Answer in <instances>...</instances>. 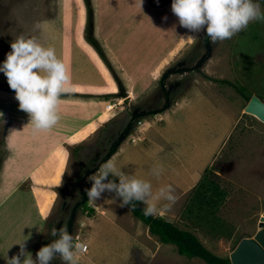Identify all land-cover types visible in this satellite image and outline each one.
<instances>
[{
  "label": "rangeland",
  "instance_id": "rangeland-1",
  "mask_svg": "<svg viewBox=\"0 0 264 264\" xmlns=\"http://www.w3.org/2000/svg\"><path fill=\"white\" fill-rule=\"evenodd\" d=\"M88 3L89 7L86 0H0V64L11 51V42L23 35L54 47L71 73L77 69L88 74L86 84L91 86L82 96L96 97L104 107L115 104L93 129L89 144L98 149L90 157L105 159L111 148L121 141L130 143L132 136L139 135L141 141L142 130L150 123L170 128L175 136L187 131L183 135L187 142L172 141L185 152L183 165L169 161L159 175L164 178L162 185L159 176L147 175L153 192L167 185L175 190V204L160 216L195 233L214 254L229 257L238 241L252 237L264 219V123L245 111L248 96L264 102V20L250 22L231 39L211 43L206 31L192 33L180 26L172 0ZM259 6L264 13V5ZM86 28L101 54L87 39ZM214 79L230 81L242 93ZM77 81L72 77L75 88ZM77 95L75 90L61 96L59 105ZM0 113V264L19 253L16 243L22 240L26 239L29 253L43 226L45 246L57 238L50 235L53 228L72 235L81 228L80 221L89 245L80 264H206L159 242L109 193L104 194L108 195L104 202L113 221H107L110 216L97 204L101 200L89 202L84 197L91 182L79 181L101 159L79 162L73 181L69 177L60 184H38L59 154V148L52 149L68 138L76 117H67L58 107L60 120L53 128L33 131L3 72ZM138 121L143 125L138 126ZM178 147L174 158L181 156ZM50 151L52 157L33 169ZM60 170L61 166L55 169L54 180ZM203 179L216 181L225 196L212 215L199 218L196 207L191 212L188 208L193 188ZM165 203L160 201L158 207ZM49 264L63 262L56 257Z\"/></svg>",
  "mask_w": 264,
  "mask_h": 264
},
{
  "label": "clouds",
  "instance_id": "clouds-1",
  "mask_svg": "<svg viewBox=\"0 0 264 264\" xmlns=\"http://www.w3.org/2000/svg\"><path fill=\"white\" fill-rule=\"evenodd\" d=\"M171 9L181 27L192 33L206 31L211 43L231 39L250 22L264 20V13L253 0H172ZM0 72L5 74L9 87L14 90L19 109L29 115V123L35 132L49 130L58 123L60 97L75 91L70 69L58 58L56 49L33 37L21 35L11 42V51L0 64ZM162 171L163 168L157 166L151 174L158 177ZM87 179L91 187L85 188L84 193L89 202L102 199L105 193L114 194L120 207H128L133 201L143 203L145 216L162 215L177 199L171 185L153 192L149 181L128 176L111 160ZM160 201L167 203L158 207ZM50 235L57 238L42 246L35 260L26 251L25 239L16 243L20 251L7 257L6 264H49L56 257L63 264H80L81 256L88 252L86 243L64 228H53Z\"/></svg>",
  "mask_w": 264,
  "mask_h": 264
},
{
  "label": "crops",
  "instance_id": "crops-1",
  "mask_svg": "<svg viewBox=\"0 0 264 264\" xmlns=\"http://www.w3.org/2000/svg\"><path fill=\"white\" fill-rule=\"evenodd\" d=\"M76 71L77 69L72 70L71 76L73 77V82L77 81V74L79 76L78 77L79 79L77 82H80V83L78 84L77 88H75L76 93L78 95L76 97L67 99V102L66 103L64 102V104L60 103L58 107H61L63 111L67 112V117H76L77 123H75V127L69 133L68 138L61 140L59 144L56 145L52 149L54 150V149L59 148L58 149L59 154L56 158V161L53 164V167L45 171V174L42 177V182L38 183L39 185L49 184L50 186L51 184H54V185L57 183L60 184L63 181L68 180L69 177H70L69 181H73V177L75 175H78V172H79L78 171L79 162L81 163L86 162V159H90V158L91 160L101 159V157L95 158V157L89 156V153L91 151L98 149V146L89 144V142H91L94 137L93 129L97 127L98 125H100L101 122L103 121V120H99V117L104 112L108 113V111L105 110L103 103L99 102V99H97L96 97L82 96V94L84 93L83 92L84 89L89 90V87L91 85L86 84L88 80V74L86 73L80 74V73H77ZM81 84H84L85 86ZM94 93H97V92H94ZM150 125L149 127L147 126L148 128L145 127L142 130V135L144 137L141 141H140L139 135H137L136 137L134 136L131 137L135 139L134 142L130 141V143L129 142L127 143L126 141L124 142L121 141L120 144L116 148H113L112 154L107 153L105 159H101L100 161L95 163L94 167H92L91 169L86 171V173L83 174V179L79 180L80 183L87 182L88 181L87 177L91 174L96 173L98 169L100 168V166L104 164L105 162H108L109 160L113 161L116 164L117 168L123 171L128 176L146 180L149 182H150L151 176H147V175L149 172L151 173V171L149 170L153 169L154 167L161 166L162 168H168L170 166V164H168L169 161H177L178 165L179 163L185 161L186 156L184 154L185 153L184 150L181 147L182 145L180 146L181 148H179L178 146L174 145L172 141L176 144H182V142H187L185 141L184 136H183L187 134V131L182 133L181 135L175 136V134L171 133L173 131L166 126L160 129L158 127L155 128ZM78 132H82V135L77 136ZM194 139H197V138H194ZM177 141H180V142H177ZM193 141L197 143L196 140H193ZM177 147H178V151H180L181 153V156L177 154L176 158H174L173 156L174 153L175 154L177 153V150H174V149ZM51 151L49 153H46L39 160V162L33 167V169L37 168L41 163L47 162L52 157L53 152ZM181 165L183 164L181 163ZM58 166H61L62 170H60V173L58 174V179L54 180L55 169H57ZM155 177L156 178L160 177L157 181H159L161 185L165 183L163 181L164 178H162V176H159V177L155 176ZM50 182H56V183H50ZM55 196L57 195H54V197ZM107 196L108 195L100 199L101 201H98L97 204L101 206L100 208L102 211L105 210L108 216H110V218H108L107 221H110V220L113 221L111 213L109 212L108 207L106 206L107 203L104 202L105 200H107ZM33 197L36 203L39 204L38 196L36 192H33ZM50 209H53V208H50ZM39 211H40L39 213L44 218L43 220L44 222L46 220V216L44 215V209L40 208V205H39ZM46 213H48V210L45 212V214ZM132 217L134 216L132 215ZM103 221L105 220H102L100 223H102ZM98 224L99 223H96L93 225V232H94L95 227ZM43 234H44V226L40 228V230H38L37 239L29 250V253L32 255V258L34 260L36 259V253L42 247L41 241H43L42 240ZM84 236L87 242L86 232ZM93 237H94V234H93ZM93 250H94V247H93ZM0 262H1V258H0Z\"/></svg>",
  "mask_w": 264,
  "mask_h": 264
},
{
  "label": "trees",
  "instance_id": "trees-1",
  "mask_svg": "<svg viewBox=\"0 0 264 264\" xmlns=\"http://www.w3.org/2000/svg\"><path fill=\"white\" fill-rule=\"evenodd\" d=\"M254 3L264 5V0H253ZM87 6L89 7L88 0H86ZM89 28V26L87 27ZM86 28V37L91 44L101 54V50L98 44L93 40L91 36V30ZM207 36H205L206 39ZM215 82L225 83L233 86L238 90V87L227 80H216ZM242 93L240 90H238ZM249 96L246 98L249 100ZM113 153L111 148L108 154ZM110 179H116L115 177H109ZM193 197L191 198V204L188 208L189 212L193 208H197L195 216L202 218L203 216L212 215L218 205L222 202L225 196L224 190L220 188L219 184L213 180H200L195 188H193ZM84 197H87L84 195ZM133 205H135L133 207ZM145 205L138 201H133L128 209L132 215L138 219L148 230L151 235L157 237L159 242L163 244H172L175 246L178 254L185 257H197L203 260L206 264H231L229 257H221L211 252L197 237L195 233L188 229L181 228L176 223L162 217L156 216H145L143 213Z\"/></svg>",
  "mask_w": 264,
  "mask_h": 264
},
{
  "label": "water",
  "instance_id": "water-1",
  "mask_svg": "<svg viewBox=\"0 0 264 264\" xmlns=\"http://www.w3.org/2000/svg\"><path fill=\"white\" fill-rule=\"evenodd\" d=\"M259 121L264 123V102L251 96L245 107ZM263 217V216H262ZM252 237H243L229 253L231 264H264V221Z\"/></svg>",
  "mask_w": 264,
  "mask_h": 264
},
{
  "label": "built area",
  "instance_id": "built-area-1",
  "mask_svg": "<svg viewBox=\"0 0 264 264\" xmlns=\"http://www.w3.org/2000/svg\"><path fill=\"white\" fill-rule=\"evenodd\" d=\"M114 106H115V104H113V106H107V107H105V109H106V110H110V109H112ZM137 123H138V126H141V125H142V122H141V121H138ZM134 140H135L134 138H130V141H131V142H134ZM79 225L81 226V228H78V229L72 234V236H73L74 238H78L80 241H82V242H84V243L87 244V242L85 241V237H84V235H83V233H82V229L84 228L83 226H85V225H84L83 222H80ZM87 245H88V244H87ZM88 252H89V245H88ZM88 252H87L86 254L82 255V256L87 255ZM82 256H81V257H82Z\"/></svg>",
  "mask_w": 264,
  "mask_h": 264
},
{
  "label": "bare ground",
  "instance_id": "bare-ground-1",
  "mask_svg": "<svg viewBox=\"0 0 264 264\" xmlns=\"http://www.w3.org/2000/svg\"><path fill=\"white\" fill-rule=\"evenodd\" d=\"M263 221H264V219H263Z\"/></svg>",
  "mask_w": 264,
  "mask_h": 264
}]
</instances>
